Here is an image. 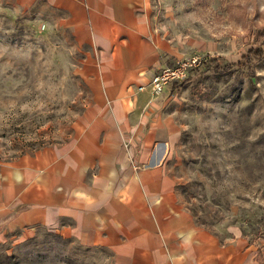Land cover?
Masks as SVG:
<instances>
[{
  "label": "rangeland",
  "instance_id": "rangeland-1",
  "mask_svg": "<svg viewBox=\"0 0 264 264\" xmlns=\"http://www.w3.org/2000/svg\"><path fill=\"white\" fill-rule=\"evenodd\" d=\"M56 18L0 0V159L67 143L90 102L79 72L87 48ZM150 21L173 63L197 60L157 95L178 127L166 167L183 206L222 237L238 230L264 264V0H151ZM12 238L0 264H116L46 227Z\"/></svg>",
  "mask_w": 264,
  "mask_h": 264
},
{
  "label": "crops",
  "instance_id": "crops-1",
  "mask_svg": "<svg viewBox=\"0 0 264 264\" xmlns=\"http://www.w3.org/2000/svg\"><path fill=\"white\" fill-rule=\"evenodd\" d=\"M14 2L48 7L87 48L79 72L90 102L67 143L0 159V242L46 227L116 264H254L238 230L196 224L167 171L178 127L150 81L177 52L153 28L151 0Z\"/></svg>",
  "mask_w": 264,
  "mask_h": 264
},
{
  "label": "built area",
  "instance_id": "built-area-1",
  "mask_svg": "<svg viewBox=\"0 0 264 264\" xmlns=\"http://www.w3.org/2000/svg\"><path fill=\"white\" fill-rule=\"evenodd\" d=\"M196 58L177 59L171 65L160 67L150 81V90L153 96H157L163 92L171 82L183 81L187 78L189 69L196 65ZM139 86L138 89H142ZM127 141L124 145L127 146Z\"/></svg>",
  "mask_w": 264,
  "mask_h": 264
}]
</instances>
